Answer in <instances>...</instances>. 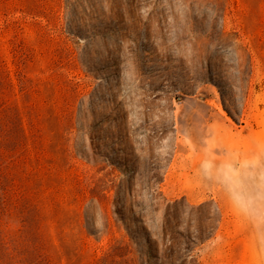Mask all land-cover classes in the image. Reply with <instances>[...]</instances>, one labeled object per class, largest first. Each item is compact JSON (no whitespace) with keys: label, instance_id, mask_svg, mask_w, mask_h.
<instances>
[{"label":"rangeland","instance_id":"obj_1","mask_svg":"<svg viewBox=\"0 0 264 264\" xmlns=\"http://www.w3.org/2000/svg\"><path fill=\"white\" fill-rule=\"evenodd\" d=\"M0 264H264V0H0Z\"/></svg>","mask_w":264,"mask_h":264},{"label":"bare ground","instance_id":"obj_2","mask_svg":"<svg viewBox=\"0 0 264 264\" xmlns=\"http://www.w3.org/2000/svg\"><path fill=\"white\" fill-rule=\"evenodd\" d=\"M174 149H175V151H181V150H183L184 148H183V146H181V145H178V144H176L175 145V147H174ZM185 151V150H184ZM189 151V150H188ZM195 170H197L198 171V179L200 180V181H203V179H204V176H203V174H202V172H203V164L201 163V159H198L197 161H195V165H194V167H193ZM211 179V181H215V179L214 178H210Z\"/></svg>","mask_w":264,"mask_h":264}]
</instances>
